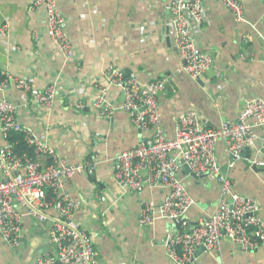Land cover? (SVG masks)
<instances>
[{
  "label": "crops",
  "instance_id": "1",
  "mask_svg": "<svg viewBox=\"0 0 264 264\" xmlns=\"http://www.w3.org/2000/svg\"><path fill=\"white\" fill-rule=\"evenodd\" d=\"M57 3L72 46L69 57L47 35L44 8L33 9L32 0H0V25L9 24V33L0 38V69L30 80L34 87L50 84L56 91L51 107L31 105L29 113L19 114L59 156L72 163L93 162L95 179L92 172L76 173L65 181L63 192L75 202L74 217L80 227L93 235L98 264H173L163 244L171 222L157 218L143 225L139 221L143 206L159 205L167 188L145 184L132 191L117 186L113 178L117 154L135 147L141 138L129 113L120 107L123 95L112 81L113 74L136 71L144 81L165 80L158 108L168 137L175 132L177 117L191 108L211 126L236 121L249 100L264 99V0H244L245 22H237L220 0H204L205 21L200 30L194 28L193 37L213 62L197 79L177 71L180 58L172 28L166 27L165 0ZM0 96L25 98L13 85ZM77 102L84 107L76 108ZM105 104L115 107L112 114L106 115ZM255 131L264 134L262 127ZM259 144L257 140L248 152L252 158L264 159V153H257ZM215 153L235 191L254 197L264 218V165L253 169L239 158L230 166L223 139L217 140ZM50 160L47 157L45 162ZM179 175L195 199L186 219L194 223L212 213L220 198L216 180L195 179L183 167ZM46 211L49 216L54 213L52 207ZM49 225V219L23 215L20 246L13 247L0 235V264H37L39 256L52 251L47 242ZM194 264H264V239L251 251L225 240L215 253H198Z\"/></svg>",
  "mask_w": 264,
  "mask_h": 264
},
{
  "label": "built area",
  "instance_id": "2",
  "mask_svg": "<svg viewBox=\"0 0 264 264\" xmlns=\"http://www.w3.org/2000/svg\"><path fill=\"white\" fill-rule=\"evenodd\" d=\"M220 1L237 22L246 21L244 0ZM40 7L46 12L47 35L57 44L60 53L69 57L72 46L64 32L65 19L57 0H32L33 9ZM165 8L169 13L166 27L172 28L171 37L180 58L177 71L197 79L213 62L193 37V30H200L205 21L204 0H165ZM8 33L9 24L4 22L0 25V38ZM112 81L123 95L120 107L129 113L141 135L135 147L117 154L113 178L117 186L132 191H140L145 184L167 188L168 193L159 205L148 202L143 206L139 221L143 225L157 218L171 222L163 244L172 263L194 264L199 247H203L204 252L215 253L225 240L243 251L258 248L264 239V218L259 213L258 201L235 191L231 178L218 162L215 144L218 139L225 141L230 166L232 160L240 158L245 147L254 146L257 140L260 141L257 153L263 154L264 134L258 136L255 127L264 129V99L249 100L236 121L218 126H211L198 110L188 109L177 117L175 132L168 137L158 108V95L165 91V80L144 81L136 71L126 74L117 71ZM8 85L23 92L25 98L19 101L0 96V235L13 247H18L23 215L40 221L49 219L47 242L52 251L39 256L37 264H98L93 235L80 227L74 217L75 202L63 192L67 179L76 173L93 172V162L72 163L59 156L35 136L32 125L24 122L19 114L21 110L29 113L31 105L51 107L56 95L52 85L37 88L30 80L0 69V93H4ZM83 107L81 102L76 103V108ZM104 109L106 115H110L115 107L105 104ZM11 132L20 133L24 143L35 147L38 154L32 156L16 151L14 142L8 140ZM47 157L51 160L45 162ZM251 162L256 166L264 165V159L256 157ZM183 164L199 177L215 179L220 186L215 210L198 217L193 224L185 217L195 205V199L179 175ZM47 190L52 193L49 200ZM48 207L54 209L52 216L46 211ZM131 264L142 263L133 261Z\"/></svg>",
  "mask_w": 264,
  "mask_h": 264
},
{
  "label": "trees",
  "instance_id": "3",
  "mask_svg": "<svg viewBox=\"0 0 264 264\" xmlns=\"http://www.w3.org/2000/svg\"><path fill=\"white\" fill-rule=\"evenodd\" d=\"M8 140L10 142H14V144H15L14 146H15L16 151H25L29 155H32V156H35L38 154L35 147L28 146L26 143H24V141L22 139V135L20 133L11 132L9 134ZM46 196H47V200H49L50 197L52 196V193L50 190L46 191Z\"/></svg>",
  "mask_w": 264,
  "mask_h": 264
},
{
  "label": "water",
  "instance_id": "4",
  "mask_svg": "<svg viewBox=\"0 0 264 264\" xmlns=\"http://www.w3.org/2000/svg\"><path fill=\"white\" fill-rule=\"evenodd\" d=\"M165 30L167 31V29H165ZM239 157H240L241 159H244L243 161H246V164H247L248 166L252 167L253 169H257L256 164H255L254 162H253V163L251 162V160H252L253 158H252L251 154L248 152V147H245V148L241 151V153L239 154ZM232 162H234V160H232ZM183 169H184V171H185L188 175L192 176L193 178H195V179H198V178H199V176L195 175L193 172L190 171V169H189V167L187 166V164H183ZM200 177H202V176H200ZM91 178H92V179H95V173H94V172H92V174H91ZM192 224H193V223H192ZM200 252H203V247H199V249L197 250V253H200Z\"/></svg>",
  "mask_w": 264,
  "mask_h": 264
},
{
  "label": "rangeland",
  "instance_id": "5",
  "mask_svg": "<svg viewBox=\"0 0 264 264\" xmlns=\"http://www.w3.org/2000/svg\"><path fill=\"white\" fill-rule=\"evenodd\" d=\"M235 161V160H234ZM203 177V176H202ZM217 182V181H216ZM198 254V253H197Z\"/></svg>",
  "mask_w": 264,
  "mask_h": 264
}]
</instances>
